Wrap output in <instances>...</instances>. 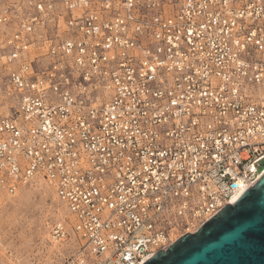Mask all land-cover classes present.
Segmentation results:
<instances>
[{
  "label": "built area",
  "instance_id": "1",
  "mask_svg": "<svg viewBox=\"0 0 264 264\" xmlns=\"http://www.w3.org/2000/svg\"><path fill=\"white\" fill-rule=\"evenodd\" d=\"M263 175L264 0H0V198L52 189L64 264H144Z\"/></svg>",
  "mask_w": 264,
  "mask_h": 264
},
{
  "label": "water",
  "instance_id": "2",
  "mask_svg": "<svg viewBox=\"0 0 264 264\" xmlns=\"http://www.w3.org/2000/svg\"><path fill=\"white\" fill-rule=\"evenodd\" d=\"M144 264H264V175L232 206Z\"/></svg>",
  "mask_w": 264,
  "mask_h": 264
},
{
  "label": "rangeland",
  "instance_id": "3",
  "mask_svg": "<svg viewBox=\"0 0 264 264\" xmlns=\"http://www.w3.org/2000/svg\"><path fill=\"white\" fill-rule=\"evenodd\" d=\"M64 216L54 192L41 180L0 198V264H64L80 251L72 235L60 243L51 240L52 225Z\"/></svg>",
  "mask_w": 264,
  "mask_h": 264
},
{
  "label": "bare ground",
  "instance_id": "4",
  "mask_svg": "<svg viewBox=\"0 0 264 264\" xmlns=\"http://www.w3.org/2000/svg\"><path fill=\"white\" fill-rule=\"evenodd\" d=\"M238 198H239V197H238ZM235 200H237V198H236V199H234V200H233V202H234Z\"/></svg>",
  "mask_w": 264,
  "mask_h": 264
},
{
  "label": "snow or ice",
  "instance_id": "5",
  "mask_svg": "<svg viewBox=\"0 0 264 264\" xmlns=\"http://www.w3.org/2000/svg\"><path fill=\"white\" fill-rule=\"evenodd\" d=\"M241 187H243V185H241Z\"/></svg>",
  "mask_w": 264,
  "mask_h": 264
}]
</instances>
